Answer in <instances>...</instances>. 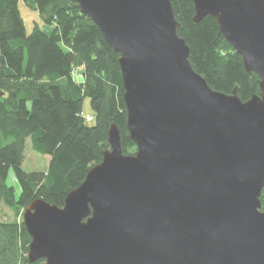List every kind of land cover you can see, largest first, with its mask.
<instances>
[{"label": "water", "instance_id": "95a60500", "mask_svg": "<svg viewBox=\"0 0 264 264\" xmlns=\"http://www.w3.org/2000/svg\"><path fill=\"white\" fill-rule=\"evenodd\" d=\"M120 54L127 128L63 207L23 211L28 258L47 264H264V0H192L260 80L212 89L189 60L171 0H71ZM4 94L0 91V96Z\"/></svg>", "mask_w": 264, "mask_h": 264}, {"label": "trees", "instance_id": "16d2710c", "mask_svg": "<svg viewBox=\"0 0 264 264\" xmlns=\"http://www.w3.org/2000/svg\"><path fill=\"white\" fill-rule=\"evenodd\" d=\"M19 1L0 0V264H47L29 261L24 209L36 199L63 207L110 148L112 123L125 154H134L136 145L127 128L120 54L96 24L71 0H23L52 27L45 32L36 23L27 34ZM171 2L190 63L209 86L224 94L237 89L242 101L260 95L259 77L246 72L216 19L195 22L192 0ZM85 98L93 115L84 114ZM87 116L93 121L87 122ZM28 140L36 152L50 157L46 171L24 170ZM11 169L20 195L9 184ZM261 203L264 211V190ZM3 207L14 213L11 221L2 218Z\"/></svg>", "mask_w": 264, "mask_h": 264}, {"label": "rangeland", "instance_id": "374dc122", "mask_svg": "<svg viewBox=\"0 0 264 264\" xmlns=\"http://www.w3.org/2000/svg\"><path fill=\"white\" fill-rule=\"evenodd\" d=\"M19 9L21 12V16L24 20L26 32L27 34H30L35 26L36 23H39L41 28L45 32H50L52 30V27L46 26L40 17V14L38 11L34 10L33 8L29 7L23 0L19 1ZM76 71V70H75ZM81 71V70H80ZM77 75V71H76ZM80 78V77H79ZM84 114L85 115H93V109L91 107V101L89 98L84 99ZM26 159L23 164V168L27 172H43L46 171L49 165L50 157L47 155H42L38 152H36L32 146L30 140L27 141L26 145ZM9 184L14 186L16 190V194L20 195L21 189L19 186V182L16 178V175L14 173V170L11 169L9 173ZM2 218L7 221H11L14 218V213L8 209L7 207H3L2 210Z\"/></svg>", "mask_w": 264, "mask_h": 264}, {"label": "built area", "instance_id": "2783aa9c", "mask_svg": "<svg viewBox=\"0 0 264 264\" xmlns=\"http://www.w3.org/2000/svg\"><path fill=\"white\" fill-rule=\"evenodd\" d=\"M76 71L78 72V70H76ZM76 71L75 70L73 71L74 75H76ZM86 120H87V122H92L93 121V117L92 116H87Z\"/></svg>", "mask_w": 264, "mask_h": 264}]
</instances>
